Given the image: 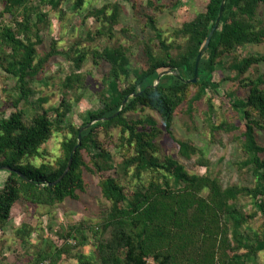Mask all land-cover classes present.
<instances>
[{
    "label": "trees",
    "instance_id": "obj_1",
    "mask_svg": "<svg viewBox=\"0 0 264 264\" xmlns=\"http://www.w3.org/2000/svg\"><path fill=\"white\" fill-rule=\"evenodd\" d=\"M64 1L0 0V69L15 80L6 95L11 111L0 117V167L12 169L4 170L7 176L0 186V230L6 227L17 202L53 208L67 199L79 201L89 186L86 173H91L99 176L104 200L97 223L69 225L60 234L63 242L59 246L43 236L41 246L34 244L31 234L35 228L21 224L14 230L19 246L27 245L26 251L34 249L26 264H61L63 259L93 264L80 250L87 241L85 232L95 239L98 264H259L258 254L264 251V144L258 142L257 131H264V74H245L264 63V52L234 59L229 66L224 59L247 44L264 43V14L259 11L264 0L225 1L194 83L166 74L154 85L159 72L167 69H177L183 79L192 78L195 58L214 25L221 0H206L203 11L188 16L183 6L180 25L168 29L157 25L156 15L146 14L145 24L152 35L139 43V67L131 64V46L89 47L75 40L66 58L76 71L60 82L61 101L41 113L28 114L30 82L45 70L57 47V41L52 40L48 50L38 49L43 42L41 31L50 23L43 8L63 13ZM71 1L76 15L99 23L95 31L87 33L88 40L113 36L121 15L118 2L88 8L90 0ZM183 1L169 0L156 7L160 11L177 8ZM131 6L135 10L142 7L137 0ZM89 58L101 67V106L90 114V121L75 125L67 121L72 110L68 94L89 85L87 78L92 74L78 72ZM218 67L223 73L227 69L234 73L225 79L237 81L245 95L237 101L227 95L228 107L239 120L218 123L208 100L205 123L212 141H216L217 132H223L237 143L242 159L235 164L250 174L252 186H223L210 169L213 163L187 139H175L177 154L185 159L195 157V163L206 168L203 174L188 172L173 157L158 156L155 139L163 131L172 136L174 117L183 114L193 123L194 107L205 91L218 93L220 85L213 78ZM145 110L158 114L162 128L151 116H128ZM89 122L93 123L81 131L80 146L68 172L53 184L67 166L81 127ZM56 134L62 135L58 154L49 161L44 158L43 145ZM108 146L119 154L116 163ZM38 158L42 161L37 164ZM110 169L114 174H105ZM248 203L250 210L246 209ZM259 215L262 219L252 228L248 223ZM0 264L4 263L0 260Z\"/></svg>",
    "mask_w": 264,
    "mask_h": 264
},
{
    "label": "rangeland",
    "instance_id": "obj_2",
    "mask_svg": "<svg viewBox=\"0 0 264 264\" xmlns=\"http://www.w3.org/2000/svg\"><path fill=\"white\" fill-rule=\"evenodd\" d=\"M133 1L135 0H90L88 8L101 7L104 4L113 2H118L121 6L119 22L113 27V36L110 39L103 36L88 40L87 33L95 31L99 27V23L92 17L83 20L82 14L76 15L71 0L63 2V13L50 10L49 6L43 8V11L48 13L50 23L41 31L43 42L38 46V49L40 52L48 50L52 40L57 41V47L56 54L47 62L45 70L30 82L32 94L26 106L28 114L41 113L44 109L57 106L61 101L63 93L60 89V82L67 74L76 71L73 63L66 58V52L70 50L75 40H80L81 46L89 47L97 46L101 48L118 44L131 46V64L134 67H139L142 61L139 43L144 38L152 35L150 28L145 24L146 14L156 15L157 25L162 29H168L180 25L182 15L179 10L183 6L186 7L188 14L186 12L185 15L188 16L203 11L206 2V0H184L177 8L165 7L164 10L160 11L156 5L167 3L169 0H152L155 2L154 5L149 3L150 0H137L142 6L139 10H135L131 6ZM259 11L260 15H263L264 7L260 8ZM60 14H63V16ZM263 52L264 43L258 45L247 44L235 55L225 57L224 61L229 66L234 59H241ZM78 72L87 75L90 72L92 75L87 78L88 86L68 94L72 110L67 121L75 125L90 121V114L101 106L98 95L100 65H93L89 58ZM258 73L264 74V63L254 65L245 76L252 77ZM233 75L234 73L230 69L225 70L223 73L218 67L213 76L214 80L220 85L218 93L206 90L203 99L197 102L194 107V122H190L183 114L176 115L171 128L173 137L163 131L155 139V144L160 158L173 157L183 164L188 172L203 174L206 168L197 165L195 157L185 159L177 154L178 145L175 139H187L201 148L205 157L213 163L210 169L217 173L223 186L234 183L252 186L253 179L250 174L245 169L240 170L235 164L242 159V153L237 143L223 132H217L215 134L216 141H212L211 133L205 123L208 100L212 105L213 119L216 123L223 120L229 121L233 118L239 120L238 114L228 107V96L232 100H240L245 95V89L240 87L237 81L225 79V76L232 77ZM14 84L15 80L0 69V117H7L11 111L6 105V95L11 93ZM241 114L239 112V115ZM146 115L154 118L159 127L162 128L160 118L154 111L145 110L128 114L129 117L134 118L145 117ZM61 138V134H56L43 145L47 152V155L44 156L46 160L51 161L58 154ZM257 140L260 144H264V131H257ZM107 149L112 155V162L116 163L120 159L116 149L113 146H108ZM35 161L38 164L42 160L38 158ZM105 174L113 175L114 170L110 169ZM6 176V171L0 170V186ZM86 177L89 186L87 191L81 194L79 201L67 199L53 208L39 205L30 206L25 202L15 204L11 210L9 222L4 230H0V260L4 264H26L30 260L29 258L33 257V247H28V251H26L27 245L19 246L14 236L15 228L21 224H27L35 228L31 234L34 244L41 246L40 236H43L50 238L54 244L59 246L63 242L60 234H64L69 225L80 222L85 224L97 223L99 210H101L104 203L98 186L99 176L86 173ZM251 208V203H248L246 209L250 210ZM261 219L259 215L258 219L250 221L248 224L252 228H256ZM85 236L87 238L86 244L80 250L90 258L93 264H98V259L94 255L95 239L90 232H85ZM249 236L253 238V234H249ZM258 261L259 264H264V251L258 254ZM61 264L79 263L75 259H63Z\"/></svg>",
    "mask_w": 264,
    "mask_h": 264
},
{
    "label": "water",
    "instance_id": "obj_3",
    "mask_svg": "<svg viewBox=\"0 0 264 264\" xmlns=\"http://www.w3.org/2000/svg\"><path fill=\"white\" fill-rule=\"evenodd\" d=\"M226 0H221V3H220V6H219V11H218V15L215 19V22H214V25L213 27L211 28V30L209 31L203 45L201 46L200 50L198 51V54L195 58V63H194V70H193V76L192 78L190 79H183L178 70L177 69H167V70H162L161 72H159L157 78H156V81L154 83V85L158 84L159 81H160V78L163 76V75H166V74H172L174 75L176 78L184 81V82H189V83H194L196 82L197 80V77H198V68H199V62H200V59L202 58V56L204 55L208 45H209V42L214 34V32L216 31V29L218 28L219 24H220V20H221V17H222V14H223V8H224V3H225ZM137 94H134L133 96H136ZM125 102H126V98L122 101L121 103V107L119 108V111L123 108V106L125 105ZM116 114H118V112H116L113 116H115ZM112 116V117H113ZM100 119H109L108 118H100ZM93 122H89L87 123L85 126L81 127L79 133H78V136H77V144L72 148V151H71V154H70V157H69V160L67 162V166L65 168V170L63 171V173L59 176V178H57L53 184L59 182L63 176L68 172L69 168H70V165H71V162H72V157H73V154L74 152L76 151L77 147L80 146V142H81V131L88 128ZM0 170H6V171H11L12 169L9 168L8 166H2L0 167ZM19 173V172H18ZM20 174V173H19Z\"/></svg>",
    "mask_w": 264,
    "mask_h": 264
},
{
    "label": "built area",
    "instance_id": "obj_4",
    "mask_svg": "<svg viewBox=\"0 0 264 264\" xmlns=\"http://www.w3.org/2000/svg\"><path fill=\"white\" fill-rule=\"evenodd\" d=\"M148 262H150V261H148Z\"/></svg>",
    "mask_w": 264,
    "mask_h": 264
}]
</instances>
